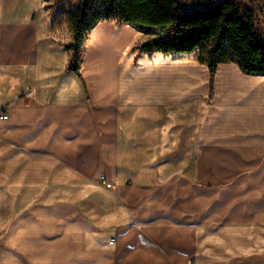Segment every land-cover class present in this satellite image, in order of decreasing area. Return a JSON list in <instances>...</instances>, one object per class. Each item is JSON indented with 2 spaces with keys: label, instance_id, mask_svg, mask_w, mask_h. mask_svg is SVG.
<instances>
[{
  "label": "crops",
  "instance_id": "obj_1",
  "mask_svg": "<svg viewBox=\"0 0 264 264\" xmlns=\"http://www.w3.org/2000/svg\"><path fill=\"white\" fill-rule=\"evenodd\" d=\"M138 32L97 23L81 78L42 0H0V264H264V76Z\"/></svg>",
  "mask_w": 264,
  "mask_h": 264
},
{
  "label": "trees",
  "instance_id": "obj_2",
  "mask_svg": "<svg viewBox=\"0 0 264 264\" xmlns=\"http://www.w3.org/2000/svg\"><path fill=\"white\" fill-rule=\"evenodd\" d=\"M51 17L53 38L68 51L67 70L82 74V47L100 21L131 25L156 33L141 45L143 51L165 54L202 50L200 62L212 79L217 67L236 62L248 75L264 76V37L256 25L252 3L215 0L199 8H186L180 0H42ZM71 26L70 43L60 40L63 23Z\"/></svg>",
  "mask_w": 264,
  "mask_h": 264
},
{
  "label": "rangeland",
  "instance_id": "obj_3",
  "mask_svg": "<svg viewBox=\"0 0 264 264\" xmlns=\"http://www.w3.org/2000/svg\"><path fill=\"white\" fill-rule=\"evenodd\" d=\"M214 1L215 0H180L181 4L184 7L189 8V9L204 7V6L211 4ZM236 1L243 5H246L248 2L252 3V6L253 8H255L256 13H257L256 14V25L258 27L260 34L264 37V0H236ZM61 33H62V36L60 38L61 41L65 43H70L72 41L73 32H72L71 26L68 23L66 22L63 23ZM155 36H156V33L140 31V33L138 32V35L133 37V41L129 48L132 50H138L140 49L144 41H147L150 38H153ZM85 49H86V45L82 47V53H81L82 57L84 56ZM129 52H131L130 55H132V51H129ZM146 53H148L149 55L151 54L148 51H142L140 54V57L146 55ZM201 53H202V50L198 49L192 52L189 58L194 59V56L198 55V59H199ZM2 237H4V235L0 236V242L2 240Z\"/></svg>",
  "mask_w": 264,
  "mask_h": 264
},
{
  "label": "built area",
  "instance_id": "obj_4",
  "mask_svg": "<svg viewBox=\"0 0 264 264\" xmlns=\"http://www.w3.org/2000/svg\"><path fill=\"white\" fill-rule=\"evenodd\" d=\"M8 118H9V113H8L7 109H5V107L0 104V119L6 120ZM100 180L102 182H104L106 180L105 176H101ZM106 186L108 188H110L112 186V184L111 183H107ZM115 240H116V238H112L111 243H114Z\"/></svg>",
  "mask_w": 264,
  "mask_h": 264
}]
</instances>
